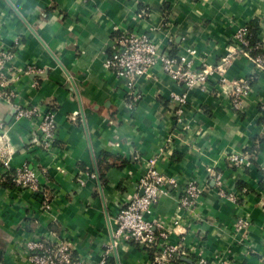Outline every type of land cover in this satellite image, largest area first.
<instances>
[{"label": "crops", "instance_id": "crops-1", "mask_svg": "<svg viewBox=\"0 0 264 264\" xmlns=\"http://www.w3.org/2000/svg\"><path fill=\"white\" fill-rule=\"evenodd\" d=\"M252 21H258L257 38L264 44V0H0V37L15 52L9 65L16 71L10 84L16 96L0 98L9 166L29 163L42 182L38 192L0 184V264H28L21 242L50 233L70 241L77 256L99 261L116 215L140 192L144 160L164 143L158 167L180 185L160 194L146 219L163 220L173 244L186 235L189 246L217 264H264V72L239 111L219 73L208 90L185 88L157 63L135 79L142 96L131 107L125 82L104 64L114 39L126 30L152 35L172 55L195 49L196 66L215 65L239 28ZM30 66L37 71H22ZM255 72L249 57L237 55L224 76ZM174 93L187 94V128L176 124ZM19 106L54 112L58 132L52 150L42 149L36 120L17 117ZM104 152L118 164L102 168V183L96 169ZM240 152L249 154L248 164L230 161ZM217 174L223 187L243 193L239 201L222 197ZM188 179L207 185L204 199L195 212H178ZM48 196L50 212L42 208ZM178 213L193 225L175 223ZM241 214L251 221L242 234L233 224ZM150 261L148 249L130 243L114 249L107 264Z\"/></svg>", "mask_w": 264, "mask_h": 264}, {"label": "built area", "instance_id": "built-area-1", "mask_svg": "<svg viewBox=\"0 0 264 264\" xmlns=\"http://www.w3.org/2000/svg\"><path fill=\"white\" fill-rule=\"evenodd\" d=\"M248 25L239 28L234 36L233 43L229 51L215 65L196 66L195 56L197 51L188 48L185 52L172 55L161 51L152 35L147 33L122 31L114 39L110 55L105 60V66L119 79L125 82L126 102L131 107L137 105L141 99V92L137 89L136 78L142 76L155 64L160 63L163 69L179 84L185 88L198 86L203 90L210 88V81L213 74L219 73V80L226 85L231 100V105L236 110L242 111L245 108L246 99L252 90L253 81L259 72H264V44L257 42L255 49L261 52L256 55L251 54L254 49L251 46ZM15 40V45L18 44ZM15 52L12 48H6L0 37V98L12 101L16 96L10 84L13 81V67L9 65L14 58ZM237 55L249 57L256 65V72L244 77L228 78L224 76L225 71ZM13 71V72H12ZM23 72H36L32 66ZM173 99L179 107L175 110L174 116L176 124L187 128L185 125L184 107L186 106L187 94L174 93ZM17 117H25L38 122L37 130L42 149L52 150L57 142L58 124L54 118L52 110L41 113L37 107L17 108ZM262 121L264 126V105L261 107ZM6 131L3 121H0V161L2 162V173L0 181L8 174L9 155L11 153L6 141ZM168 145L164 143L150 157L144 160L143 173L138 181L139 193H136L121 208L115 217V227L112 231V240L107 242L102 258L96 263H90L87 259L77 256L74 247L68 240L58 237H47L35 235L21 242L27 254L28 264H107L108 258L114 249L120 244H136L145 249H153L154 258L148 264H174L176 259L182 258L180 264H217L204 255L196 246H189L187 236L183 235L179 244H173L170 240L171 230L166 227L165 222L157 219L148 220L145 214L150 212L157 203L160 194L175 190L180 185L179 181L173 177H167L158 167L161 156L166 153ZM230 161L235 165L242 166L249 163V154L234 153L230 155ZM12 176L14 187L19 190L29 189L34 192L41 190L42 182L37 169L25 163L15 170ZM91 177H96V173H90ZM216 181L221 185V195L231 201L237 202L243 193L228 190L223 187L221 175H216ZM84 183L82 177L79 180ZM264 183V174L262 177ZM207 188L205 183L196 179H188L183 186L182 196L178 205V212H195L201 206L204 199V192ZM142 190V193H141ZM42 208L46 212L53 209L51 197H45ZM177 216V214H176ZM175 216V217H176ZM183 216H178L175 223L191 227V223H186ZM182 222V223H181ZM248 214H241L234 220V230L236 233H247L250 226ZM191 255H195L193 261Z\"/></svg>", "mask_w": 264, "mask_h": 264}, {"label": "trees", "instance_id": "trees-1", "mask_svg": "<svg viewBox=\"0 0 264 264\" xmlns=\"http://www.w3.org/2000/svg\"><path fill=\"white\" fill-rule=\"evenodd\" d=\"M249 30H250V34L247 36L250 38V42H251V46L252 48H254L251 51V54L256 55L257 53L261 52L260 49H255V46L257 45V42H260L259 39L257 38V32H258V28H259V23L258 21H252L248 24ZM113 158L116 162L115 163H108V161L106 160L107 157ZM118 158H116L114 155L108 153V152H104L101 155L100 161H98L97 164V175L98 177L101 179L102 183H105V174L102 171V168H109L111 166H113L114 164H118L117 163ZM125 163V161H123L121 163V166ZM15 169H8V174L6 175L5 179L0 181V184L4 187L7 188H13L14 187V182L12 181V176L15 174ZM149 250V249H148ZM151 253V259L154 258V251L153 249L149 250ZM191 258L193 259V261H195L196 256L195 255H191ZM182 258H178L176 259V261L174 262V264H180L181 263Z\"/></svg>", "mask_w": 264, "mask_h": 264}, {"label": "water", "instance_id": "water-1", "mask_svg": "<svg viewBox=\"0 0 264 264\" xmlns=\"http://www.w3.org/2000/svg\"><path fill=\"white\" fill-rule=\"evenodd\" d=\"M141 193H142V190H141Z\"/></svg>", "mask_w": 264, "mask_h": 264}]
</instances>
